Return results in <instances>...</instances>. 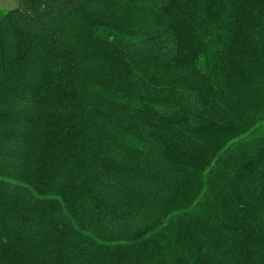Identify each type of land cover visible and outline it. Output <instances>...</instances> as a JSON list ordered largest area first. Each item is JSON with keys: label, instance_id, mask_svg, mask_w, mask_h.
Masks as SVG:
<instances>
[{"label": "trees", "instance_id": "1", "mask_svg": "<svg viewBox=\"0 0 264 264\" xmlns=\"http://www.w3.org/2000/svg\"><path fill=\"white\" fill-rule=\"evenodd\" d=\"M18 2L0 11V261L117 264L183 237L224 168L222 246L264 264V0Z\"/></svg>", "mask_w": 264, "mask_h": 264}, {"label": "rangeland", "instance_id": "2", "mask_svg": "<svg viewBox=\"0 0 264 264\" xmlns=\"http://www.w3.org/2000/svg\"><path fill=\"white\" fill-rule=\"evenodd\" d=\"M18 4V0H0V11L7 12L16 8ZM187 38L189 37L187 36ZM112 70L113 69L111 68L98 67L94 70L95 72L93 75L109 78L113 73ZM246 121V119H241L239 125L246 128L248 126ZM259 134L261 137H259L258 141L255 136L250 139V142L253 143L254 146L259 145L258 142H261V138L264 140V129L260 130ZM254 138L256 139L254 140ZM250 156L253 158L252 155H246L245 157L249 158ZM223 169L224 168H220L216 171V175L213 179L214 186H211V192L214 193V196L209 195V198H206L208 200L206 201L204 207L199 212L194 213L195 215L190 218L185 216L174 219L171 226L173 229L183 228V231L185 232L183 233V237H178V235H180L178 234L179 232L177 233L176 237L173 234H175L177 231L169 229L170 231H168L167 235L158 239L156 242L149 243V245L144 248L140 247L141 249H129L128 252H126V250L122 251V259L116 261L117 264H135L136 262H141L142 264H159L160 257L165 252L164 250L172 251L175 264H211L212 262L209 258V254L211 253L212 249L216 247L219 249V246L223 254L227 253L230 258L233 257L235 260L237 254L235 253L234 255H231L232 251L230 247L228 245L222 246V243H226L227 239L224 232L221 231L218 233L219 229L217 227L219 224V226H224L225 223L231 220V206L228 200L231 191L229 190V187L223 185V182L228 183V181L225 182L224 180L230 181L232 177L228 174V170ZM234 171L236 170L233 169L230 172ZM262 178L264 180V175ZM256 193H259V191ZM257 246L258 245L251 248L258 250H263L264 248L263 245L260 247ZM189 249L193 250V252L190 254L192 256L186 254ZM22 250L24 259L28 261H34L35 257H38L39 254L42 256L41 253H43V247L37 245L24 246ZM195 253L198 254L195 255ZM112 255L121 257L120 252L116 254L113 253ZM4 257L5 258L0 261V264L22 263V258H16L14 256ZM250 257H248L245 253L243 255H239L237 264H262L261 257ZM41 264H47V262Z\"/></svg>", "mask_w": 264, "mask_h": 264}]
</instances>
